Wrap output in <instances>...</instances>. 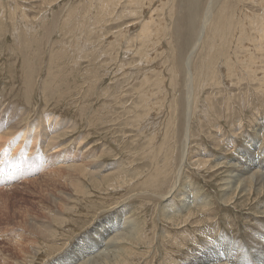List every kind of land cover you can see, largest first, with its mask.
<instances>
[{"label": "rangeland", "instance_id": "374dc122", "mask_svg": "<svg viewBox=\"0 0 264 264\" xmlns=\"http://www.w3.org/2000/svg\"><path fill=\"white\" fill-rule=\"evenodd\" d=\"M159 2L0 0V124L15 132L0 140V162L9 165V173L0 169V264L73 263L74 249L115 216L125 223L107 239L113 264H192L203 254L216 258L218 240L237 252L230 262L264 263V186L245 188L234 175L242 152L264 158V43L254 25L264 0L214 2L189 64L197 87L185 162L186 63L208 0ZM148 21L154 29L145 42ZM140 92L155 102L138 111ZM148 113L162 122L156 141ZM59 118L68 126L49 130L68 134L50 152L41 127ZM70 147L64 159L75 168L49 167L52 153ZM82 164L103 167L87 176ZM106 173L118 177L101 181Z\"/></svg>", "mask_w": 264, "mask_h": 264}, {"label": "bare ground", "instance_id": "6f19581e", "mask_svg": "<svg viewBox=\"0 0 264 264\" xmlns=\"http://www.w3.org/2000/svg\"><path fill=\"white\" fill-rule=\"evenodd\" d=\"M188 1V0H187ZM215 2V0H208V2H207V8H206V11H205V15H204V17H203V21H202V25H201V27L198 29V36H197V41L195 42V45L193 46V49L191 50L192 52H191V55L189 56V58H191V59H189L188 61H187V63H186V67H187V69H188V77L185 75V77H187L188 78V80H187V82H188V85H187V103H188V110H187V113H188V125H187V132H186V138H185V151H184V154H183V161L185 162V160L188 158V152H189V148H190V141H191V130L189 129V126H190V122H191V119L193 118V115H194V110H196V109H193V105H194V94H195V96H196V93H194L196 90H195V87H197V86H195V84L197 83L196 81H195V79L197 78H195L194 76H196V75H194V73H193V71H192V68H191V66L189 65L190 64V62H191V60H192V57H193V55H194V53H195V49H198V46L199 45H201V43H202V41H203V39L205 38V33L207 32V30H208V28L211 26V18H212V15H211V13H212V8H213V6H214V3ZM147 3V2H146ZM158 3H160L159 2V0H158ZM187 3V2H186ZM189 3V2H188ZM187 3V4H188ZM189 5V4H188ZM190 6V5H189ZM183 10V9H182ZM190 16V15H189ZM194 16V15H193ZM260 18H259V20L258 21H255L254 22V25L256 26V29H257V31L259 32V36H258V41L260 42L261 41V39L263 40V43H264V16H262V15H260L259 16ZM197 18V17H196ZM139 22V21H138ZM142 23H143V21H142ZM151 22H146L145 23V25L142 27V28H140V29H142L141 30V32H140V37H142V39H144L145 40V42H146V40H147V38H149V37H152V28H153V24L151 25L150 24ZM164 24V23H163ZM136 26H137V24H136ZM151 26H152V28H151ZM161 26H163V25H161ZM157 28V27H156ZM162 28V27H161ZM160 28V29H161ZM167 28V27H166ZM165 28V29H166ZM154 29V28H153ZM164 29V30H165ZM163 30V31H164ZM155 31V30H154ZM161 31H162V29H161ZM157 32V31H156ZM166 33V32H165ZM156 34V33H155ZM161 34V33H160ZM159 34V35H160ZM242 34H243V32H242ZM158 35V36H159ZM163 35V34H162ZM167 35V34H166ZM136 36V35H135ZM164 36V35H163ZM140 37H138V39L140 38ZM160 37V36H159ZM163 39H164V37H163ZM167 39V38H166ZM144 40H142V41H144ZM138 43V42H137ZM144 44H146V43H144ZM204 44V43H203ZM138 45H139V43H138ZM141 45H143V44H141ZM141 45H139V46H141ZM150 45H151V43H150ZM205 45V44H204ZM259 45V44H258ZM145 46V45H144ZM137 47V46H136ZM135 46H134V48H136ZM142 48H143V46H142ZM148 48V47H147ZM146 48V49H147ZM248 49H249V51L248 52H250V50H253V52H254V54L256 53V51L258 50L257 49V47H256V49L254 48V46L252 45V46H248L247 47ZM137 49V48H136ZM150 49V48H149ZM145 50V49H144ZM143 52V51H142ZM249 53H247V55H248ZM140 55V54H139ZM148 55V54H147ZM244 58H246V60L247 61H250L251 63H252V65H254V66H256L257 64H259V59L258 58H252L251 56H247V57H244ZM148 60V59H147ZM172 60V59H171ZM134 61V60H133ZM223 61V60H222ZM232 61V60H231ZM228 63V62H227ZM224 64H225V62H224ZM232 64V63H231ZM225 66V65H224ZM218 69V68H217ZM223 69V68H222ZM222 72H223V70H222ZM226 72V71H225ZM174 73V72H173ZM205 73V72H204ZM229 74V73H228ZM169 75H171V74H169ZM176 75V74H175ZM199 74H197V76H198ZM202 75H204V74H202ZM155 76V75H154ZM164 76V75H163ZM174 76V75H173ZM171 77V76H170ZM177 77V76H176ZM150 78V77H149ZM174 79H175V77H173ZM140 79H141V77H140ZM145 79H147L146 78V76H145ZM162 79H164V78H162ZM172 79V78H171ZM153 80V79H152ZM197 80V79H196ZM146 81V80H145ZM156 81V80H155ZM200 81V80H199ZM224 81V80H223ZM143 82H144V76H143ZM159 83V82H158ZM161 83V82H160ZM169 83H170V81H169ZM187 84V83H186ZM203 84V83H202ZM149 86H150V84H149ZM199 86V85H198ZM142 88V87H141ZM153 88V87H152ZM156 88H158V87H156ZM154 89V88H153ZM137 93H138V91H137ZM136 93V94H137ZM141 94H140V96H142V97H140V99H141V101L140 102H137L136 103V107H137V104H139V106L137 107V110L138 111H140V110H144V109H147V107H151L152 106V103H154L155 102V100H154V102H152V99H151V97H152V95H154V94H152V95H150L149 93H147V94H144L143 95V93L142 92H140ZM155 93V92H154ZM162 93V92H161ZM139 94V93H138ZM137 94V95H138ZM198 94V93H197ZM159 95V94H158ZM169 96V94L167 95V97ZM155 97V96H154ZM160 98V96H157V98ZM174 97V96H173ZM156 98V97H155ZM168 99V98H167ZM161 100V99H160ZM168 100H170V99H168ZM175 100V99H174ZM174 100L172 99V101L174 102ZM158 101V100H157ZM156 101V102H157ZM163 102V101H162ZM168 102V101H167ZM166 102V103H167ZM158 103V102H157ZM196 103V102H195ZM159 104V103H158ZM165 104V103H164ZM175 104H177V103H175ZM167 105H168V103H167ZM178 105V104H177ZM196 105V104H195ZM194 105V106H195ZM160 106V105H159ZM163 106V105H162ZM166 106V105H165ZM174 107V106H173ZM160 108V107H159ZM170 108V107H169ZM195 108V107H194ZM168 109V108H167ZM174 109H175V107H174ZM149 110V109H148ZM151 110V109H150ZM226 110V109H225ZM224 110V111H225ZM153 111V110H152ZM155 111H157V108H156V110ZM166 112H168V111H166ZM177 112V111H176ZM151 113V112H150ZM150 113H148L149 115L146 117V118H144V120H146V121H148V126H149V128H150V136H151V138L153 139V140H157V136L159 135V133H160V130H159V127H160V123H162L161 122V120H155L154 119V117H152L151 116V114ZM156 113V112H155ZM159 113V112H158ZM164 114V113H163ZM176 116V115H175ZM174 118H176V117H174ZM202 118V117H201ZM48 119H52V118H48ZM158 119V118H157ZM62 119H57V120H55L54 119V121H47L46 120V122L47 123H45L46 125H45V127H41V133H42V140H43V135H45L49 140V143L48 144H46V141H45V144H44V146H42V148H46V150L47 151H52L53 149H55V146H59L60 144H63L62 142L64 141H60V139H59V136H62V135H67L68 134V130L67 131H65V132H62V131H60V132H58V133H55V132H52V131H50L49 129H51V130H53L54 129V127L55 126H61V127H63V126H68V123H66V121L65 120H63V121H61ZM144 120H142V121H144ZM175 120V119H174ZM145 121V122H146ZM140 124H141V122H139ZM143 124V123H142ZM146 124V123H145ZM176 124V123H175ZM138 125V124H137ZM171 125V124H170ZM242 125V124H241ZM164 126V125H163ZM139 127H141V126H139ZM143 127V126H142ZM71 128H73V125H72V127ZM70 128V129H71ZM69 129V130H70ZM174 129V128H173ZM172 129V130H173ZM16 130V129H15ZM176 130V129H175ZM142 131L144 132V130L142 129ZM146 132V131H145ZM147 133V132H146ZM167 133H169L170 134V132H167ZM173 133L175 134V131L173 130ZM15 134V132H13V131H9V129L8 130H6V120L4 121V122H2L1 124H0V140H4L5 138H7V137H9L10 135H14ZM18 134V133H17ZM220 136H222V135H220ZM35 137L37 138V136L35 135ZM141 137V136H140ZM173 138V137H172ZM169 140V139H168ZM227 140V139H226ZM159 141V140H158ZM157 141V142H158ZM163 141V140H162ZM184 141V140H183ZM161 142V141H160ZM170 142V141H169ZM82 143V142H81ZM159 143V142H158ZM157 143V144H158ZM161 143H163V142H161ZM166 143V142H165ZM221 143V142H220ZM228 143V142H227ZM76 144V143H75ZM74 144V145H75ZM157 144H156V146H157ZM34 145H36L37 146V143L36 144H34ZM33 145V146H34ZM85 145V144H84ZM83 145V146H84ZM145 145V144H144ZM148 145V144H147ZM225 145V144H224ZM79 146H80V144H79ZM78 146V147H79ZM165 146V145H164ZM74 147V146H73ZM81 147V146H80ZM225 147V146H224ZM83 148V147H82ZM81 148V149H82ZM86 148V147H85ZM165 148V147H164ZM184 148V147H183ZM203 148V147H202ZM229 148H231V147H229ZM78 149V148H77ZM80 149V150H81ZM149 149H151V148H149ZM166 149V148H165ZM42 150V149H41ZM41 150H39V154L42 152ZM76 150V149H75ZM75 150L73 149V148H69V149H64V150H61V151H55L54 153H52V155H50V157H49V159H52V162H50V163H48V165H49V167H53V168H55V170H56V172H57V168H59L58 169V171L59 170H71V167H74V161L73 162H71V163H69L68 162V160L69 159H67V160H65L66 158V156H71V152H75ZM86 150V149H85ZM157 150V149H156ZM230 150V149H229ZM244 150H246V149H244ZM259 150V149H258ZM84 151V150H83ZM82 151V152H83ZM89 151V150H88ZM103 151V150H102ZM157 152V151H156ZM261 152V151H260ZM259 151L257 152V153H253V156H254V160H252V161H249L251 158H249V156L247 155V154H245L244 152H242L243 153V155H244V157H242V158H240L241 160V162H238L237 163V165H236V167L238 168V170L241 172V174H239V175H237V174H234V175H236L235 177H236V179L239 181V180H243L244 181V183H243V186L245 187L246 186V184H248V183H251V182H254L253 184L254 185H256L257 187H259L260 185L261 186H264V174H263V172H264V169L262 168V166L264 165V158L262 157V154L260 153ZM88 153V152H87ZM163 153V152H162ZM205 153V152H204ZM209 153V152H208ZM241 153V154H242ZM158 154V153H157ZM90 155H92V154H90ZM96 155V154H95ZM156 155V154H155ZM163 155V154H162ZM161 155V156H162ZM200 155V154H199ZM205 155V154H204ZM211 155V154H210ZM220 155V154H219ZM160 156V157H161ZM222 156V155H221ZM259 156V158H257ZM97 157V156H96ZM145 157V156H144ZM156 157V156H155ZM200 157H201V155H200ZM65 158V159H64ZM86 158V157H85ZM150 158H152V157H150ZM205 158V157H204ZM7 159H8V157H7ZM71 159V158H70ZM218 159V158H217ZM41 160L42 161H47V160H45V155H41ZM155 160V159H154ZM158 160V159H157ZM195 160H197V158L195 159ZM237 160H238V158H237ZM87 161V160H86ZM236 161V160H235ZM159 162V161H158ZM183 162V163H184ZM60 163V164H59ZM88 163V162H87ZM91 163V162H90ZM89 163V164H90ZM209 163V162H208ZM80 164V163H79ZM126 164V163H125ZM218 164V163H217ZM241 164V165H240ZM41 165V164H40ZM150 165H151V163H150ZM154 165V164H153ZM4 166H6V168H4ZM55 166H58L57 168L55 167ZM80 166V165H79ZM81 166H83V164L81 165ZM85 166L86 165H84L83 167L85 168ZM161 166V165H160ZM102 167H103V164H99L98 166H96L94 169H93V171H90L88 168L86 169H84L83 168V170H80L81 172H82V174H87V176H88V173H90L91 174V176H96V174H95V172L97 171V169H102ZM106 167V166H105ZM4 169V171H6V173H9V165H8V161H6V164L5 163H3V160L0 162V169H1V171H3V169ZM75 168V167H74ZM74 168H72L73 170H74ZM80 168V167H79ZM82 168V167H81ZM181 168H183V167H181ZM92 169V168H91ZM105 169V168H104ZM261 169H263V171L261 170ZM77 170V169H76ZM94 170H96V171H94ZM180 170V169H179ZM148 171V170H147ZM178 171V170H177ZM97 172H99V171H97ZM102 172H103V170H102ZM101 172V173H102ZM111 172H113V171H111ZM179 172V171H178ZM235 172V171H234ZM234 172H232V173H234ZM66 173V172H65ZM143 173V172H142ZM177 173V172H176ZM181 173V172H180ZM231 173V174H232ZM54 174V173H53ZM58 174H60V173H58ZM67 174V173H66ZM144 174V173H143ZM243 174H245V175H243ZM180 175V174H179ZM247 175V176H246ZM149 176V175H148ZM60 177H62V176H60ZM64 177V176H63ZM107 177H109V178H114V179H116L118 176L117 175H111L110 173L107 175V173H106V175L104 176V174H102V176H101V181L102 180H104V179H106V181H108L107 180ZM150 177V176H149ZM144 178V177H143ZM67 179V178H66ZM177 179V178H176ZM175 179V180H176ZM178 179H179V177H178ZM178 179L176 180V182H175V184H174V188L178 185ZM57 180V179H56ZM55 180V181H56ZM59 180V179H58ZM156 181V180H155ZM60 182V181H59ZM109 182V181H108ZM173 182V181H172ZM246 182H248V183H246ZM56 184V183H55ZM155 186H156V183L154 184ZM171 185V184H170ZM251 186L250 187H254V185H252V183L250 184ZM172 187H173V185H172ZM186 188V187H185ZM243 188V187H242ZM246 188V187H245ZM261 188V187H260ZM171 189V188H170ZM169 189V190H170ZM176 190V189H175ZM189 191V190H188ZM59 193V192H58ZM193 193H194V191H193ZM156 194V193H155ZM186 194V193H185ZM264 194V193H263ZM77 195V194H76ZM65 196H66V194H65ZM165 196V195H164ZM171 196V195H170ZM61 197V196H60ZM68 197L69 198H67V196L65 197L66 199H67V201L68 200H72L73 199V196H70V195H68ZM166 197V196H165ZM57 198V197H56ZM90 198V197H89ZM188 198V197H187ZM190 199H191V197H189ZM53 200L54 201H56V199L55 198H53ZM74 200V199H73ZM188 200V199H187ZM87 201H89V200H87ZM86 201V202H87ZM85 202V203H86ZM191 202V201H190ZM185 203V202H184ZM189 204V203H188ZM173 205V204H172ZM183 205V204H182ZM186 205V204H185ZM171 210V209H170ZM126 211V210H125ZM125 211L124 210H121V213H125ZM128 211V210H127ZM171 213V212H170ZM169 213V214H170ZM120 215V214H119ZM121 217L119 216V217H112V219L108 222H106L105 224H103V226L102 227H100L99 229H96V231H95V233L96 234H93V236L92 237H88V239L87 240H85V242L84 243H82L80 246H78L77 248H75L74 249V251H73V254L71 255V257H72V259H73V263H66V261L64 260L63 261V264H76V261L77 260H80V261H84V259L85 258H88L89 256H91L90 257V260L89 261H85L86 263L85 264H113V263H111V261H110V259L112 258V257H117V255L116 254H112L111 252V254L110 255H112V256H108L107 255V253H104V251H107V250H109L110 248H109V246H111L110 245V243L106 246V244H107V239L109 238V239H111V237H112V235L113 234H115V233H117V232H119V230L120 229H122L123 228V226H124V223L125 222H122V218L120 219ZM125 218V217H124ZM128 219H130V217L128 218ZM64 221H65V219H63V223H64ZM103 221V220H102ZM106 221V220H105ZM138 223V222H137ZM140 223V222H139ZM138 223V224H139ZM100 224V223H99ZM107 224V225H106ZM96 225V224H95ZM106 225V226H105ZM141 225V224H140ZM126 226V225H125ZM135 226V225H134ZM86 228V227H85ZM197 229V228H196ZM70 231H71V229H69ZM132 230V229H131ZM58 231V230H57ZM121 231V230H120ZM201 231H202V229H201ZM76 232V231H75ZM78 232V231H77ZM204 232V231H203ZM79 233V232H78ZM121 233V232H120ZM128 233H130L129 231H128ZM205 233V232H204ZM53 235L55 236V231L53 232ZM117 235V234H116ZM131 235V234H130ZM190 235V234H189ZM188 235V236H189ZM100 236H102L100 239H98ZM104 236V237H103ZM118 236V235H117ZM117 236H115V237H117ZM85 237V236H84ZM114 237V238H115ZM190 237V236H189ZM122 239V238H125V239H127L128 240V237L126 236V235H119V238H117V239ZM131 238V237H130ZM108 239V240H109ZM132 239H134V237L132 238ZM188 239V238H187ZM79 240V239H78ZM77 240V241H78ZM135 240V239H134ZM179 240V239H178ZM110 241V240H109ZM78 243V242H77ZM81 243V242H80ZM123 243V242H122ZM84 245H86V246H84ZM113 245V244H112ZM115 245V244H114ZM232 245V244H231ZM74 246V245H73ZM234 246V245H233ZM231 247V246H230ZM229 247V248H230ZM107 248H109V249H107ZM70 249V248H69ZM94 249V251H92ZM107 249V250H106ZM202 249V248H201ZM203 250V249H202ZM204 250H206V249H204ZM235 250H233V249H229V250H226L224 247H223V240H218L217 241V257L216 258H214L215 256V254H213V255H211V258H207V255L206 256H204V254L201 256V257H198L197 258V256H196V258L197 259H195V257H194V261H193V263L192 264H236V261H234V262H230V259H231V257H233L237 252H234ZM114 252V251H113ZM210 252V251H209ZM206 253H207V251H206ZM51 254H53V253H51ZM195 256V255H194ZM199 256V255H198ZM258 258V257H257ZM135 259V258H134ZM215 259V260H214ZM193 260V259H192ZM232 260H234V259H232ZM231 260V261H232ZM117 261V260H116ZM113 262V261H112ZM186 262V261H185ZM118 262H116V264H117ZM59 264V263H58ZM246 264V263H245ZM264 264V263H263Z\"/></svg>", "mask_w": 264, "mask_h": 264}]
</instances>
